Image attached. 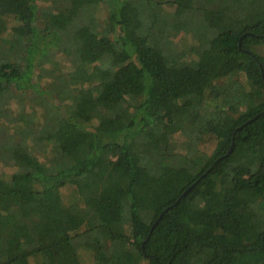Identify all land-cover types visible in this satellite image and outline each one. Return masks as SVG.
I'll return each instance as SVG.
<instances>
[{"label": "trees", "instance_id": "1", "mask_svg": "<svg viewBox=\"0 0 264 264\" xmlns=\"http://www.w3.org/2000/svg\"><path fill=\"white\" fill-rule=\"evenodd\" d=\"M46 1L0 0V118L28 91L44 108L19 140L0 132L4 162L20 154L19 180L0 172V264H82L81 246L99 264H264V0ZM55 51L72 70L43 83Z\"/></svg>", "mask_w": 264, "mask_h": 264}, {"label": "rangeland", "instance_id": "2", "mask_svg": "<svg viewBox=\"0 0 264 264\" xmlns=\"http://www.w3.org/2000/svg\"><path fill=\"white\" fill-rule=\"evenodd\" d=\"M60 1L61 0H48L46 2H40V5L41 7L50 6L52 8H56L57 6L59 7L61 6L62 2ZM83 1L90 2L91 0H83ZM93 10L95 9L93 8ZM96 12H97L96 13L97 20L99 21V23H103L105 19H107V13H108L104 3H100L99 8L98 10H96ZM174 42L179 49H183L186 51L188 60L196 56L195 54L192 53L193 52L192 47L193 45L196 44V40L194 39L193 33L191 34V33L182 32L174 37ZM93 43L94 41L91 40V44H92L91 49H93L94 51L95 47ZM255 49L258 53H260L261 55H264V43H260L256 45ZM207 51L208 50L204 52V56H206ZM212 51L214 50H211V52L208 51L207 55L209 56V54H211ZM55 57L59 61V64L57 66H55L54 64H48L46 65L45 70L40 71L41 74L44 76V78L41 79L43 83L47 82L49 79V76L47 77L45 76L48 75L50 72L54 71L56 67L58 68L57 70H60L57 72L55 71L56 75L62 71L68 72L72 70V65L70 64L69 58L65 56V54L59 51H55ZM96 69L97 68H94V70L92 71L93 75ZM239 80H241L242 83L244 84V80H245L244 75H241ZM32 93L33 92L28 91L27 93L22 94L20 99L18 96L17 98L11 99L10 103L8 104L6 103L7 104L6 108H8L10 111L8 113H11V114L9 115V117L0 118V132H4L6 135L11 136L13 140L15 139L19 140V129H22L21 127L24 124L22 117L30 115L33 119L36 118V120L41 119L42 117L44 108L42 106L41 100L40 98H36ZM46 97L48 98L50 102L60 104L59 100L55 99V97L52 96V94H47ZM3 105L4 104H0V109L4 107ZM11 115H12V122H8L7 119H10ZM90 123L92 127H96L99 122L96 117H93ZM27 127H30V126H27ZM28 130H30V128ZM179 135L180 133L176 134V137H177L176 146L178 148H179V145H181L183 141L182 139L183 137ZM214 145H215V140H211L208 143L203 145L204 150L207 152H210L214 148ZM13 153L15 155H13L12 158H10L9 160L5 162H4V156L0 154V172L3 171V173L7 176L15 175V177L19 180L20 176L19 174H16L18 172L17 170L19 169L18 167L19 164L17 163V157L20 156L19 148H16V150L14 149ZM15 156L17 157L15 158ZM62 195H63L65 202L67 203L70 202L73 199L74 187L73 186L63 187ZM42 248H43L44 254L50 255V257H55L58 254V248L56 245H51V244L46 243L43 245ZM79 255H80L82 264H99V261L101 258H103L104 260L106 259V261H109L108 257L106 256L103 257L102 250L98 248H87L85 246H81L79 248ZM40 259L41 257H38V256L30 257V261L32 262V264L36 263Z\"/></svg>", "mask_w": 264, "mask_h": 264}, {"label": "water", "instance_id": "3", "mask_svg": "<svg viewBox=\"0 0 264 264\" xmlns=\"http://www.w3.org/2000/svg\"><path fill=\"white\" fill-rule=\"evenodd\" d=\"M262 115H264V113H261ZM254 118H257V116H255ZM253 118V119H254ZM253 119H251V120H253ZM250 120V121H251ZM233 149V146H232V148H231V150ZM193 186L194 185H191V186H189L187 189H186V191L181 195V197L180 198H182V196H184L188 191H190L192 188H193ZM160 218V217H159ZM157 222H158V220H157Z\"/></svg>", "mask_w": 264, "mask_h": 264}]
</instances>
